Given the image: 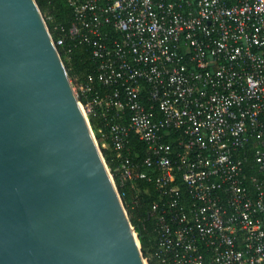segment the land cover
<instances>
[{
    "label": "built area",
    "instance_id": "2783aa9c",
    "mask_svg": "<svg viewBox=\"0 0 264 264\" xmlns=\"http://www.w3.org/2000/svg\"><path fill=\"white\" fill-rule=\"evenodd\" d=\"M67 1L55 45L89 48L80 106L133 202L156 191V264H264V0Z\"/></svg>",
    "mask_w": 264,
    "mask_h": 264
},
{
    "label": "water",
    "instance_id": "95a60500",
    "mask_svg": "<svg viewBox=\"0 0 264 264\" xmlns=\"http://www.w3.org/2000/svg\"><path fill=\"white\" fill-rule=\"evenodd\" d=\"M0 264H146L36 0H0Z\"/></svg>",
    "mask_w": 264,
    "mask_h": 264
},
{
    "label": "trees",
    "instance_id": "16d2710c",
    "mask_svg": "<svg viewBox=\"0 0 264 264\" xmlns=\"http://www.w3.org/2000/svg\"><path fill=\"white\" fill-rule=\"evenodd\" d=\"M36 2L41 12L45 14L47 27L52 38L56 41V39L63 33L61 28L67 30L70 26L73 20V8L69 5L67 0H36ZM66 43H68V41H66ZM66 48L67 44L57 46L68 76L71 79H75L76 82L85 79L86 75L92 72L94 68L89 48L85 44H79L73 47L69 54L65 53ZM80 100L82 101V99ZM89 122L93 131L96 130L100 123L97 117L91 115L89 116ZM95 137L101 148L109 171L113 176L114 183L121 196L129 220L137 233L143 256L146 257L147 249L152 256L151 263L149 264H156L154 248L156 232L153 218L149 214L152 202L157 199L156 191L154 190L152 183L140 182L138 183L140 188L143 189L146 186L148 192L141 191L138 195V199L133 202L136 192L131 189L129 183L121 182L116 170L118 162L115 160L112 151L108 148L101 147L99 136L95 134ZM129 143L132 156L136 161L140 162L144 156L145 144L140 141L134 133L130 134ZM175 182L184 193L186 188L180 180L179 175L176 176Z\"/></svg>",
    "mask_w": 264,
    "mask_h": 264
},
{
    "label": "rangeland",
    "instance_id": "374dc122",
    "mask_svg": "<svg viewBox=\"0 0 264 264\" xmlns=\"http://www.w3.org/2000/svg\"><path fill=\"white\" fill-rule=\"evenodd\" d=\"M42 13V12H41ZM42 16H43V18L45 19V14H43L42 13ZM46 20V19H45ZM62 59V58H61ZM63 61V60H62ZM69 77V76H68ZM69 80H70V83H71V86H72V88H73V90H74V92H75V94L77 95V91H76V80L75 79H71L70 77H69ZM88 121H89V117H88ZM89 124H90V122H89ZM90 126H91V124H90ZM91 129H92V127H91ZM93 130V129H92ZM94 132V134H96L95 133V131H93ZM94 137H95V135H94ZM95 139H96V137H95ZM97 142V141H96ZM98 144V143H97ZM98 146H99V144H98ZM102 147V146H101ZM99 148H100V146H99ZM100 151H101V148H100ZM101 153H102V151H101ZM102 155H103V153H102ZM104 157V156H103ZM111 176H112V174H111ZM112 178H113V176H112ZM134 231H135V229H134ZM135 233H136V231H135ZM137 234V233H136ZM139 245H140V243H139ZM140 247H141V245H140ZM144 259H145V263L146 264H149V263H151V259H152V256H151V254L149 253V251L146 249V257H144ZM154 264V263H153Z\"/></svg>",
    "mask_w": 264,
    "mask_h": 264
}]
</instances>
